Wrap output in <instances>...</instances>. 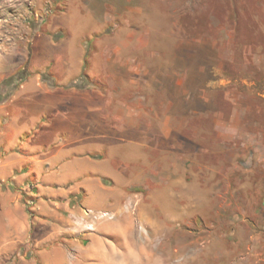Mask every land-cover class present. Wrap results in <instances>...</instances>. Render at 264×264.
Wrapping results in <instances>:
<instances>
[{
  "label": "rangeland",
  "instance_id": "rangeland-1",
  "mask_svg": "<svg viewBox=\"0 0 264 264\" xmlns=\"http://www.w3.org/2000/svg\"><path fill=\"white\" fill-rule=\"evenodd\" d=\"M86 101L114 127L79 148L125 185L76 199L115 212L106 246L0 264H264V0H0L3 151Z\"/></svg>",
  "mask_w": 264,
  "mask_h": 264
},
{
  "label": "crops",
  "instance_id": "crops-1",
  "mask_svg": "<svg viewBox=\"0 0 264 264\" xmlns=\"http://www.w3.org/2000/svg\"><path fill=\"white\" fill-rule=\"evenodd\" d=\"M98 108L86 101L85 109L64 110L44 118L35 116L26 124L25 139L21 138L22 130L14 137L8 136V152L1 147L7 145L2 139L7 129L1 131L0 261L14 253L22 257L20 252L29 249L41 258L44 252L41 254L39 247H52L54 239L55 246L71 247L78 259L87 250L83 242L87 246L92 243L99 248L106 246L107 233L103 231L107 227L101 224L79 235L78 241L70 238L71 215L79 213L76 199L101 192L104 200L112 198L115 203L125 192L124 184L117 191L110 185L109 173L93 169V164L97 163L105 167V159L96 153L105 152V147L98 145L95 151L79 148L84 140L91 139L94 131L114 127L110 120L115 113L98 111ZM27 181L36 183L33 192L37 208L32 217L28 216L21 200V190ZM118 226L122 227L123 236L126 223L122 221ZM49 253L54 256L53 247Z\"/></svg>",
  "mask_w": 264,
  "mask_h": 264
},
{
  "label": "built area",
  "instance_id": "built-area-1",
  "mask_svg": "<svg viewBox=\"0 0 264 264\" xmlns=\"http://www.w3.org/2000/svg\"><path fill=\"white\" fill-rule=\"evenodd\" d=\"M36 188V183L27 181L24 188L21 190V200L26 209L28 216L32 217L37 208L36 194L33 190ZM115 217V212L110 210L83 209L78 214L71 215V223L73 228L82 229L84 231L94 230L97 223L105 220H110Z\"/></svg>",
  "mask_w": 264,
  "mask_h": 264
},
{
  "label": "trees",
  "instance_id": "trees-1",
  "mask_svg": "<svg viewBox=\"0 0 264 264\" xmlns=\"http://www.w3.org/2000/svg\"><path fill=\"white\" fill-rule=\"evenodd\" d=\"M77 79H76V81L73 83V84H71L72 86H79V85H77Z\"/></svg>",
  "mask_w": 264,
  "mask_h": 264
}]
</instances>
